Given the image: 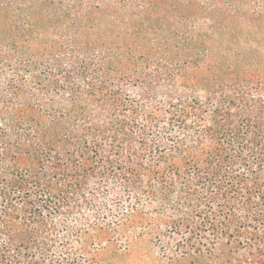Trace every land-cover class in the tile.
<instances>
[{
	"label": "trees",
	"instance_id": "16d2710c",
	"mask_svg": "<svg viewBox=\"0 0 264 264\" xmlns=\"http://www.w3.org/2000/svg\"><path fill=\"white\" fill-rule=\"evenodd\" d=\"M113 188L160 264H264V0H0V264H79Z\"/></svg>",
	"mask_w": 264,
	"mask_h": 264
},
{
	"label": "rangeland",
	"instance_id": "374dc122",
	"mask_svg": "<svg viewBox=\"0 0 264 264\" xmlns=\"http://www.w3.org/2000/svg\"><path fill=\"white\" fill-rule=\"evenodd\" d=\"M116 193L113 188L97 200L110 210L99 217L104 235L93 237L79 264H160V245L146 238L141 226L131 224V200H118ZM111 222L119 223L120 229L112 231Z\"/></svg>",
	"mask_w": 264,
	"mask_h": 264
}]
</instances>
